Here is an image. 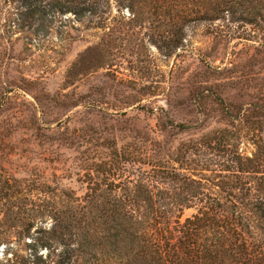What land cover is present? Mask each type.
<instances>
[{"label":"trees","instance_id":"obj_1","mask_svg":"<svg viewBox=\"0 0 264 264\" xmlns=\"http://www.w3.org/2000/svg\"><path fill=\"white\" fill-rule=\"evenodd\" d=\"M114 5L156 17L159 49L178 61L160 83L167 108L142 106L157 96L150 86L121 103L111 93L83 95L69 105L64 93L50 98L55 115L82 107L79 115L90 119L47 129V212L30 223L37 241L29 244L31 234H20L18 243L34 264L42 260L40 247L49 251L47 264H264V142L253 141L250 157L241 152L244 131L260 133L261 123L245 120L252 110L238 106L243 89L236 66L188 74L180 63L185 30L197 24L208 25L216 41L214 61L224 60L234 41L264 49V0H47V21L73 15L82 24L108 25ZM103 66L79 60L67 85ZM214 89L222 93L217 97ZM104 106L122 117L130 108L146 111L156 124L133 123L128 140L94 137L93 112ZM235 109L244 113L233 121ZM74 180L83 195L68 187ZM188 211L194 214L184 219ZM44 220L47 228L40 226ZM13 254L9 262L29 261Z\"/></svg>","mask_w":264,"mask_h":264},{"label":"rangeland","instance_id":"obj_2","mask_svg":"<svg viewBox=\"0 0 264 264\" xmlns=\"http://www.w3.org/2000/svg\"><path fill=\"white\" fill-rule=\"evenodd\" d=\"M147 17L152 23L145 21ZM47 18V0H0V264L35 263L29 248L18 243V237L31 234L26 242L37 241V227L31 228L30 223L36 215L47 212L50 138L47 129L68 123L73 128L75 123L90 119L79 115L84 110L82 107L55 115L50 98L64 93L69 96L65 101L69 105L83 95L111 93L121 103L126 94L142 92L150 86L157 96L145 100L142 106L166 109L167 104L159 93L160 83L170 78L178 62L175 56L167 58L159 49L161 30L156 28L159 25L156 17L141 16L140 12L114 5L110 23L103 26H91L88 21L79 23L73 15L52 24ZM244 29L240 33L247 31ZM185 35V53L180 63L184 62L186 73L207 70L213 74L216 69L236 66L238 87L243 89L238 106L243 107L242 111L252 110L245 120L261 123L262 127L257 134L256 128L243 133L241 152L252 156L256 152L253 141L264 142V49L258 44L239 45L234 41L224 60L214 61L209 57L217 46L208 25H192L185 30ZM79 60L86 67L104 66L92 70L81 81L76 80L74 85H67L68 72ZM248 88L250 97L247 98ZM215 93L218 97L222 90ZM177 107L188 114L183 104ZM99 110L102 111L93 112L99 124V131L90 133L94 137L102 132L100 137L128 140L131 136L128 129L133 123L137 122L140 129L156 124L155 118L146 111L134 108L121 111L120 114L127 113L125 117L118 115L113 107L104 106ZM243 113L235 109L230 118L234 121ZM60 118V124L55 123ZM67 185L83 195L76 180ZM193 214V211L186 212L184 219ZM5 220H9L8 224ZM40 226L47 228V221ZM39 251L42 260L37 264H47L49 251L41 247ZM15 252L29 261L9 262Z\"/></svg>","mask_w":264,"mask_h":264}]
</instances>
